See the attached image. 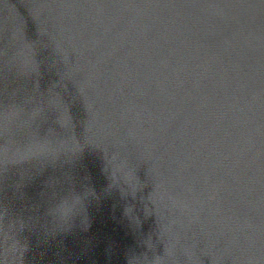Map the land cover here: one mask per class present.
Masks as SVG:
<instances>
[{
	"label": "water",
	"instance_id": "95a60500",
	"mask_svg": "<svg viewBox=\"0 0 264 264\" xmlns=\"http://www.w3.org/2000/svg\"><path fill=\"white\" fill-rule=\"evenodd\" d=\"M0 264H264V0H0Z\"/></svg>",
	"mask_w": 264,
	"mask_h": 264
}]
</instances>
